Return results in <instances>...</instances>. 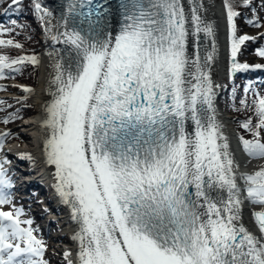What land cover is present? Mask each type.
I'll return each instance as SVG.
<instances>
[{
	"label": "snow or ice",
	"instance_id": "1",
	"mask_svg": "<svg viewBox=\"0 0 264 264\" xmlns=\"http://www.w3.org/2000/svg\"><path fill=\"white\" fill-rule=\"evenodd\" d=\"M223 6L235 99L237 74L264 64L239 61L242 46L258 38L238 35L237 5ZM34 8L51 40L66 46L53 65L40 126L57 193L78 226L75 261L64 253L68 264H264V164L241 172L218 119L215 28L203 0H71L56 24L40 3ZM109 16L118 31L109 30ZM14 30L0 27V35ZM202 36L212 38L210 49ZM0 49L23 45L0 39ZM255 55L264 59V46ZM40 64L36 55L0 54V80L6 70ZM243 93L235 111L252 113L237 121L250 138L238 140L249 162L264 161V91L248 82ZM5 163L0 264H49L46 241L15 205ZM246 202L261 209L252 212L260 235L242 222Z\"/></svg>",
	"mask_w": 264,
	"mask_h": 264
},
{
	"label": "bare ground",
	"instance_id": "2",
	"mask_svg": "<svg viewBox=\"0 0 264 264\" xmlns=\"http://www.w3.org/2000/svg\"><path fill=\"white\" fill-rule=\"evenodd\" d=\"M187 4V0H185ZM203 4L205 6L206 12L203 13L205 19L212 23L215 28V38L214 43L217 49L216 60L212 65L213 68V80L215 84L221 85V87L217 88V98H216V108L218 112V119L225 126V133L228 135L231 143L232 150L234 151L235 158L241 165L240 171L241 172H251L258 168L260 165L264 164V161H251L249 162V158L245 155L242 151L240 143L238 141L237 136L235 135L232 123L230 122L229 116H226L224 110L221 108L222 105L219 101L221 95V88L223 85V80H225L226 75L229 73L230 68V39H229V31L227 26V17H226V9L223 6V3L216 0H203ZM42 8L52 12L54 19L52 20L53 24L58 22L57 14H56V7L54 0H45ZM55 31V30H54ZM51 33H48L47 37V45L46 51L41 57V67H40V75L37 86L34 88L33 98L36 104L37 111L32 118H30L26 123L22 125L24 130L27 132V136L30 147L27 149L28 151L22 150L21 153L23 155L30 153L36 157H38V161L41 160L40 155L44 156L45 153L43 151V142L45 141L46 135L45 131L41 128V122L44 119V105L48 102L51 97L49 96V80L51 79L52 73L54 71L53 65L55 64L56 60L60 57L62 46L63 44L54 43L51 40ZM204 46L208 49L211 48L213 44L212 38L203 37ZM202 46V50L203 47ZM3 88V85L0 83V89ZM0 96V100H1ZM1 123V122H0ZM16 135V131H12L8 133V137ZM14 146V145H13ZM9 155L11 152H7ZM14 160L18 163H21V157L18 152H12ZM18 153V154H17ZM44 167V166H43ZM37 168H40L38 164ZM48 173V172H47ZM46 173V174H47ZM49 175V173H48ZM12 178H16V176H12ZM50 178L55 180V167L51 166L50 171ZM49 179V176H48ZM40 181V180H38ZM56 181V180H55ZM40 183L33 182V185H39ZM45 191V189H43ZM45 195H42L44 197ZM59 196V195H58ZM53 203H56L58 206V200L54 197H50ZM31 201L36 205L37 197L35 195H31ZM60 201V200H59ZM63 208V207H62ZM65 208V207H64ZM58 210V209H57ZM256 210H261L259 207H252L247 202L244 205L243 210V220L242 222L245 226L252 231L256 235H260L257 226L255 225L254 219L252 217V212ZM64 214V213H63ZM44 215L42 213H37L34 215L33 220V227L39 228L38 232L40 235L44 236V240L47 243V252L45 258L49 261V264H59L58 261H62L61 264H65L64 262L67 261L64 258L65 252H71L73 255L71 259L75 261V256L77 252V244L72 239L74 236V227L77 226L75 221H71V211L68 207L66 215H61L60 219L57 221H49L48 225L45 227L41 224L44 220ZM53 233H56L54 236ZM67 234H70V238L68 241V249L64 251L63 248L60 247V241L57 238L65 239ZM57 240V241H56ZM52 262V263H51Z\"/></svg>",
	"mask_w": 264,
	"mask_h": 264
},
{
	"label": "trees",
	"instance_id": "3",
	"mask_svg": "<svg viewBox=\"0 0 264 264\" xmlns=\"http://www.w3.org/2000/svg\"><path fill=\"white\" fill-rule=\"evenodd\" d=\"M13 0H0V7L6 6L8 3H11ZM40 0H24L22 3H20L19 9L16 12L17 16H21L19 19L14 18L10 23V28H15V30L9 35L6 34L7 38L14 39L16 42L23 45V50L19 49H11L9 52V56L12 58H15L17 56H22L23 54L28 52L29 48H32L33 50H36L39 47V41L37 40L38 37V28L36 26V23L38 20L34 16V4L35 2ZM234 4L237 5L236 11L240 13L242 16V19H239L237 21L238 26V32H245L248 31H254L255 29H260L262 27H254L253 25L249 24L248 20H256L261 25H264V0H253L251 2V5L248 7L239 6L242 3V0H233ZM13 21H15V25H13ZM250 46L251 44H246L245 47H243L242 51L240 52L241 57L247 58L249 60L252 59V57L248 56L250 55ZM18 80L35 87L38 82V69L27 66L24 68L22 73H17L16 77ZM236 86V95L235 99L232 96V88L233 83L226 87V93L225 96L229 99H231V105L229 108L233 110L234 112V119L235 121H243L247 119L249 116L252 115L250 112H237L235 111V108L240 107V100L243 98L244 93L243 89L245 85L248 83L244 79H235L234 81ZM34 112L33 107H17L14 110V116L15 117H22L28 113ZM237 124L238 130L250 138V136L239 127V124Z\"/></svg>",
	"mask_w": 264,
	"mask_h": 264
},
{
	"label": "rangeland",
	"instance_id": "4",
	"mask_svg": "<svg viewBox=\"0 0 264 264\" xmlns=\"http://www.w3.org/2000/svg\"><path fill=\"white\" fill-rule=\"evenodd\" d=\"M44 2H45V0H43L40 5L42 6L44 4ZM35 3H38V2H35ZM34 11H35L36 15L39 16L40 13L36 12V10H34ZM3 15H4V13H2L0 15V27H6V25L8 24L7 23L8 17L6 15H5L6 17L3 16ZM1 16H3V17L1 18ZM239 19H242L241 15L236 18V21H238ZM36 26L38 28V30H37V32H38L37 40L39 41V47L36 50L29 49L28 51H29V53L35 52L38 55H41V54H44V52L46 51L48 33L45 32V25H44V22H42L41 20H38V22L36 23ZM262 34H264V31H262L258 35L255 34L254 36H252V37H257L258 38L256 40V44L257 45L259 43V40H261L262 38H264V35H262ZM4 35H0V39H2V36H4ZM5 51H6V49H0V52H1L0 54H3ZM4 54H6V53H4ZM29 55H34V54H29ZM248 56L249 57L251 56L253 58V56L251 54L250 55L248 54ZM238 59H239L240 62L242 61L241 58L238 57ZM40 60H41V58H40ZM243 60H245V59H243ZM40 67H41V64H40L39 67H36V69L37 68L39 69V73H40ZM39 73H38V75H39ZM13 74H15V72H11V71L6 70V73H5L6 77L7 76H11ZM38 80H39V78H38ZM232 81H233V79L230 78V73H228L226 75L225 81L223 80V85H222V88H221V95H220V99H219L220 103L222 104V108H224L226 106V100H224L225 99V97H224V89ZM2 85H3V88L2 89H4V90L3 91H0V96H2L4 94V92H6V91H9V90H19V89H22L23 87H25L24 85H20L19 86V84H17L16 82H14V83L3 82ZM256 87L260 88L261 91H264V85L257 84ZM24 98H26V96L23 97V100H24ZM23 100L9 103L8 101H4V99L1 98L0 101H3L4 103H0V121H3L6 118L5 117L6 113L9 112V111H11L16 105H22V104H24V101ZM32 102H33L32 99L29 100V103H32ZM227 103L230 104L229 101ZM10 107H12V108H10ZM4 109H5V111H3ZM223 110H224V113L226 114V116H229V118H230L229 120H230V122L234 126V120H233V118L231 116V113L230 112H225V110H226L225 108ZM14 129L16 130V132H19L17 126L12 127V128H9V129L4 128L5 131H11V130H14ZM2 133H3V128L0 125V135ZM37 235L41 236L43 239L45 238L44 236L40 235L39 232L37 233Z\"/></svg>",
	"mask_w": 264,
	"mask_h": 264
}]
</instances>
